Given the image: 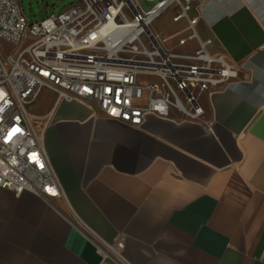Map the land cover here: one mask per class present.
Here are the masks:
<instances>
[{
    "label": "crops",
    "instance_id": "0c3cea01",
    "mask_svg": "<svg viewBox=\"0 0 264 264\" xmlns=\"http://www.w3.org/2000/svg\"><path fill=\"white\" fill-rule=\"evenodd\" d=\"M178 12L157 32L192 54ZM187 16L237 79L201 98L198 121L171 111L131 127L53 98L34 109L61 196L0 188V264H98L97 239L121 241L129 264H264V0H193Z\"/></svg>",
    "mask_w": 264,
    "mask_h": 264
},
{
    "label": "built area",
    "instance_id": "2783aa9c",
    "mask_svg": "<svg viewBox=\"0 0 264 264\" xmlns=\"http://www.w3.org/2000/svg\"><path fill=\"white\" fill-rule=\"evenodd\" d=\"M152 1V0H146ZM193 0H156L143 10L136 0H77L66 10L29 22L19 0H0V40L15 50L0 56V188L14 195L61 196L43 145L44 117L27 111L43 90L59 101H81L95 113L131 127L145 117L167 119L171 111L184 121L203 116L200 99L237 79V68L208 53L188 18ZM179 12L171 22L187 21L192 54L168 47L152 22L167 8ZM26 38L31 41L24 46ZM148 77L149 82H138ZM138 82V83H137ZM41 122V121H40ZM98 264H129L121 241H95Z\"/></svg>",
    "mask_w": 264,
    "mask_h": 264
},
{
    "label": "rangeland",
    "instance_id": "374dc122",
    "mask_svg": "<svg viewBox=\"0 0 264 264\" xmlns=\"http://www.w3.org/2000/svg\"><path fill=\"white\" fill-rule=\"evenodd\" d=\"M77 0H19L20 7L28 19L29 22L38 21L41 18L45 17L49 13L58 14L68 7L71 4H74ZM140 7L143 10H148L152 7L156 0L146 1V0H136ZM173 6H170L166 10H164L151 24L150 31L151 32H164L167 28L168 20H170V16L172 14ZM31 39L26 38L24 40V46H26ZM15 50V47L7 44L0 40V56L4 58L6 55L11 54ZM151 79L148 77H138V82H149ZM137 82V83H138ZM52 98L54 96L48 92L47 90H43L40 94L38 104L36 106L26 108L29 112H34V109H38V114H42V109L47 107L50 104ZM200 102L201 99H200ZM37 123H40L38 121ZM39 128V125H36Z\"/></svg>",
    "mask_w": 264,
    "mask_h": 264
}]
</instances>
